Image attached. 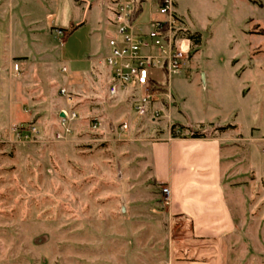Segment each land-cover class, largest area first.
<instances>
[{"label":"rangeland","instance_id":"374dc122","mask_svg":"<svg viewBox=\"0 0 264 264\" xmlns=\"http://www.w3.org/2000/svg\"><path fill=\"white\" fill-rule=\"evenodd\" d=\"M174 3L190 54L172 88L199 128L173 117L175 100L169 121L136 116L129 92L108 93L112 0H0V264H174L197 245L218 264L215 240H185L191 225L162 214L149 146L172 125L177 137H243L230 142L239 183L226 188L242 222L216 244L219 264H264V0ZM64 64L77 72L79 115L65 142L56 138ZM14 127H34L36 141L16 140Z\"/></svg>","mask_w":264,"mask_h":264},{"label":"built area","instance_id":"2783aa9c","mask_svg":"<svg viewBox=\"0 0 264 264\" xmlns=\"http://www.w3.org/2000/svg\"><path fill=\"white\" fill-rule=\"evenodd\" d=\"M112 1L114 34L108 39V51L102 58L108 72V93L129 92L136 116L170 121L174 107L172 81L183 73L190 54L181 35L183 23L176 13L174 0ZM59 72L66 77V83L57 89L56 96L65 107L58 113L56 138L65 142L72 136L79 119L73 106L76 85L73 76L77 72L68 65H62ZM13 75H19L17 63L13 64ZM98 124L93 121L91 127L97 128ZM115 127L125 130L128 125L120 122ZM10 133L19 141H36L34 127L24 130L14 127ZM161 193L167 206L170 189L166 184H162Z\"/></svg>","mask_w":264,"mask_h":264},{"label":"crops","instance_id":"0c3cea01","mask_svg":"<svg viewBox=\"0 0 264 264\" xmlns=\"http://www.w3.org/2000/svg\"><path fill=\"white\" fill-rule=\"evenodd\" d=\"M61 76L63 85L66 77ZM202 80L205 84L203 72ZM173 94L176 106L181 111L173 113V117L185 125L197 127L191 115L181 110L177 94ZM252 137L257 138L251 134L247 138ZM239 139L243 137L233 136L223 129L206 137L171 135L150 142L149 146L152 178L156 184H166L170 189L169 204L162 213L163 217L181 219L191 225V228L187 227L188 233L181 234L185 240H215L211 250L217 255L218 264L222 258V249L216 244L235 235L242 222L241 215L230 206L226 194L227 187H236L239 183L231 175L234 168L233 147L230 143ZM247 179L249 181V177ZM248 181H244V184H249ZM197 246L185 249L196 251L191 259L177 260L174 264H209L204 261L207 256L206 250L202 248L204 246Z\"/></svg>","mask_w":264,"mask_h":264},{"label":"trees","instance_id":"16d2710c","mask_svg":"<svg viewBox=\"0 0 264 264\" xmlns=\"http://www.w3.org/2000/svg\"><path fill=\"white\" fill-rule=\"evenodd\" d=\"M170 133H171L172 137H176V135H175V125H172L170 127ZM191 135H192V137H206L207 136V134H204V132H202V133H200V132H198V133L192 132Z\"/></svg>","mask_w":264,"mask_h":264},{"label":"water","instance_id":"95a60500","mask_svg":"<svg viewBox=\"0 0 264 264\" xmlns=\"http://www.w3.org/2000/svg\"><path fill=\"white\" fill-rule=\"evenodd\" d=\"M63 114L62 113H60V116H62Z\"/></svg>","mask_w":264,"mask_h":264}]
</instances>
